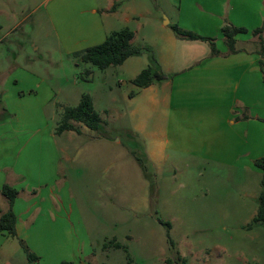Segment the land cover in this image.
Masks as SVG:
<instances>
[{
  "label": "crops",
  "instance_id": "0c3cea01",
  "mask_svg": "<svg viewBox=\"0 0 264 264\" xmlns=\"http://www.w3.org/2000/svg\"><path fill=\"white\" fill-rule=\"evenodd\" d=\"M250 1L45 0L44 5L50 6L48 15H54L57 7L64 15L72 10L78 16L72 28L59 27L65 39L64 43L60 40V49L66 57L81 61L78 53L121 30L133 33L131 47L149 49L116 66L122 78L119 86L128 83L133 87L129 96L121 94L123 108L118 118L133 123V134L151 165L159 168L165 160L188 161L206 163L195 167L206 171L210 166L249 170L264 156V125L259 122L264 121V85L258 64L262 61L264 70V56L255 43L240 47V35L235 37L233 54L222 39L220 44L216 41L225 24L244 26L240 14L250 11ZM0 18L9 24L5 30H11L15 16L0 8ZM172 26L215 38L219 54L211 57L205 42L177 39ZM55 33L59 37L56 27ZM150 56L169 78L136 88L131 81L149 66ZM18 68V60L0 61V191L6 185L18 193L12 207L16 235L39 258L34 264H40L46 242L58 258L66 250L67 239L90 237L80 208L64 195L63 151L58 140L74 132L56 135L55 130L62 117L56 100L66 93L51 85V79L48 83L28 71L19 75ZM106 86L104 94L115 104L114 90ZM91 102L95 111L94 99ZM74 126L79 131L81 125ZM7 210L0 193V214ZM10 239L0 233V264H11L12 249L8 257H1ZM87 249L88 256L78 255L75 264H86V258L93 257L91 245Z\"/></svg>",
  "mask_w": 264,
  "mask_h": 264
},
{
  "label": "rangeland",
  "instance_id": "374dc122",
  "mask_svg": "<svg viewBox=\"0 0 264 264\" xmlns=\"http://www.w3.org/2000/svg\"><path fill=\"white\" fill-rule=\"evenodd\" d=\"M44 1L0 0L1 10L15 16L9 31L0 18V61L18 60L19 75L28 71L62 88L66 94L57 98V109L69 103L76 107L81 96L88 95L95 101L100 124L95 131L81 125L79 133H65L58 140L65 200L80 208L90 240L67 239L58 258L46 242L40 264H60L59 259L75 264L78 255L88 254L90 245L93 257L86 258V264H264V223L249 229L258 198L264 195L261 172L253 164L249 170L210 166L206 171L195 168L206 163L188 161L151 165L133 134V123L118 118L121 94L129 96L133 87L119 86L117 67L101 71L64 56L59 27L72 28L78 16L72 10L64 15L57 7L48 15L50 6L46 8ZM250 5L248 13L240 14L246 33L238 44L247 48L255 43L261 52L253 32L264 26V1L251 0ZM261 37L264 42V33ZM216 39L220 44L222 34ZM107 84L114 90L115 104L104 94ZM10 249L11 264H28L14 239L1 252L3 259Z\"/></svg>",
  "mask_w": 264,
  "mask_h": 264
},
{
  "label": "trees",
  "instance_id": "16d2710c",
  "mask_svg": "<svg viewBox=\"0 0 264 264\" xmlns=\"http://www.w3.org/2000/svg\"><path fill=\"white\" fill-rule=\"evenodd\" d=\"M171 30L174 36L183 41L189 42H205L209 45L210 56L215 57L219 53L215 48L214 40L199 36L192 32H187L179 29L177 26H172ZM246 30L243 28H234L230 26H225L221 29V34L223 36L224 44L229 53H235V37L238 35L245 34ZM264 33V26L262 28L256 29L253 35L258 38L261 45L262 51L259 52L260 56H264V42L261 35ZM133 38V33L128 30H121L110 34L105 41L95 47L87 48L84 51L77 54L80 57L81 62L90 66H93L99 70H105L111 66H120L128 58L132 56L139 55L142 51L149 52V49L133 48L130 45V41ZM259 68L262 76V83L264 85V70L263 62L259 61ZM172 77V76H171ZM158 67L156 60L153 56H150V64L144 70H142L139 75L131 81V84L136 88L143 89L151 86L156 82H160L168 79ZM244 119H248L245 117ZM264 125V121L260 120ZM74 124L82 125L90 131L97 130L100 119L98 115L94 112L91 99L88 95L81 96L79 104L75 108H64L62 110L61 122L55 130L56 135H60L64 132H75L79 133L77 127ZM255 168L261 172L260 185L264 188V156L253 162ZM1 195L5 198L8 204V210L4 214H0V233L5 232L7 236L11 239H16L21 246L22 250L26 254L28 264H34L38 261V258L30 253L27 246L22 240H19L15 231V216L12 211L13 203L18 195V193L4 185L0 191ZM264 223V195H260L258 198V212L257 215L252 219V226ZM169 228V224H163ZM118 247V246H117ZM70 264V263H61Z\"/></svg>",
  "mask_w": 264,
  "mask_h": 264
}]
</instances>
